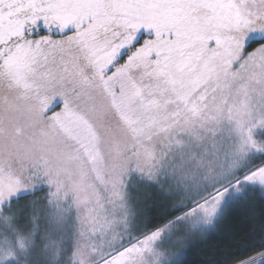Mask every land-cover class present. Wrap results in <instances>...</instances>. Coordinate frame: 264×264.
<instances>
[{"label":"snow or ice","instance_id":"6c2138e0","mask_svg":"<svg viewBox=\"0 0 264 264\" xmlns=\"http://www.w3.org/2000/svg\"><path fill=\"white\" fill-rule=\"evenodd\" d=\"M246 189L264 0H0V264H184Z\"/></svg>","mask_w":264,"mask_h":264},{"label":"trees","instance_id":"16d2710c","mask_svg":"<svg viewBox=\"0 0 264 264\" xmlns=\"http://www.w3.org/2000/svg\"><path fill=\"white\" fill-rule=\"evenodd\" d=\"M227 200L234 201L231 207H223L211 223L196 224L188 233L184 264H231L264 244V192L246 189Z\"/></svg>","mask_w":264,"mask_h":264},{"label":"rangeland","instance_id":"374dc122","mask_svg":"<svg viewBox=\"0 0 264 264\" xmlns=\"http://www.w3.org/2000/svg\"><path fill=\"white\" fill-rule=\"evenodd\" d=\"M222 209H223V207H222ZM222 209H221V212H220V213H222ZM173 211H174V210H173ZM220 213H219V214H220ZM219 214H218V215H219ZM159 218H160V217H159ZM157 219H158V218H157ZM200 223H201V224H200ZM197 224H199V225H202V224H203L202 227H204L205 225H208V223H203V222H198Z\"/></svg>","mask_w":264,"mask_h":264}]
</instances>
